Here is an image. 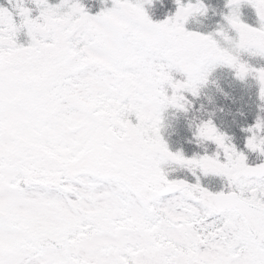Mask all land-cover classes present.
Segmentation results:
<instances>
[{
  "label": "snow or ice",
  "instance_id": "obj_1",
  "mask_svg": "<svg viewBox=\"0 0 264 264\" xmlns=\"http://www.w3.org/2000/svg\"><path fill=\"white\" fill-rule=\"evenodd\" d=\"M6 2L0 264H264V0H224L207 32L186 28L217 14L204 0L162 20L165 0ZM217 69L251 103L217 106ZM169 109L191 156L162 136Z\"/></svg>",
  "mask_w": 264,
  "mask_h": 264
},
{
  "label": "trees",
  "instance_id": "obj_2",
  "mask_svg": "<svg viewBox=\"0 0 264 264\" xmlns=\"http://www.w3.org/2000/svg\"><path fill=\"white\" fill-rule=\"evenodd\" d=\"M55 2L56 0H54V3ZM84 2L86 5L88 4V0H84ZM157 4L160 5L159 3ZM0 5H4L6 7L9 6L6 0H0ZM161 9H162L161 11L164 16L170 13L174 9L173 0H165V6L161 7ZM230 90H231L229 93L230 99H228L227 102H236L237 101L236 98L238 95L237 88L231 87ZM213 102H225V101H223L221 99V96L217 94V96L215 95ZM242 102H248V101L244 99ZM205 104H207V101L205 102ZM239 107H242V105ZM226 119H230V117H227ZM163 133H164L165 138L167 139V142L171 150L174 151L176 150V148H182L185 154L188 156H191L193 151H198L195 145L188 143V140L191 138V132L189 131L187 127V122L183 115L172 112L171 115L167 119V123L165 125ZM176 175H181V173H177Z\"/></svg>",
  "mask_w": 264,
  "mask_h": 264
},
{
  "label": "rangeland",
  "instance_id": "obj_3",
  "mask_svg": "<svg viewBox=\"0 0 264 264\" xmlns=\"http://www.w3.org/2000/svg\"><path fill=\"white\" fill-rule=\"evenodd\" d=\"M184 2H186V0H184ZM204 2L206 3V1L204 0ZM221 1H217V7H218V10H219V7H220V5H219V3H220ZM110 5V4H109ZM108 5V6H109ZM208 5V4H207ZM157 6H160V5H156L155 7H153L152 9H150V11H152L151 13H153V15H154V18L155 19H157V18H159L160 20H162V19H164V15L161 13V10H159V11H157ZM222 7H223V4L221 5ZM161 7V6H160ZM246 9H247V11L245 12L248 16H249V19H250V21H247V22H252V17H253V13H252V11L249 9V8H247L246 7ZM175 11V4H174V9L171 11V12H174ZM221 11V9L219 10V12ZM216 19H215V23L220 19V16H219V14H216ZM159 19H157V20H159ZM200 21H201V19L202 18H198ZM189 24V25H188ZM188 24H186V28L187 29H189V30H199V31H201V32H203L202 31V27H201V23H199V24H196V23H188ZM190 26V27H189ZM221 69H218L216 72H214L213 73V75H212V77H211V79H216L215 78V76H216V74H217V77H219L220 76V74L221 73H223V71H220ZM230 74L228 73V76H229ZM225 76H227V75H224V77ZM231 76V75H230ZM205 91V93L207 94L208 93V89H205L204 90ZM228 93H230V91H228ZM243 98V99H242ZM244 98L248 101V96L246 97L243 93H239L238 95H237V98H236V102H231V105H237L238 106V108H239V106L241 105L240 103H242V101L244 100ZM227 109H228V111H229V108H231L230 107V105H228L227 107H226ZM232 109H237V107H233ZM213 148H214V146H212Z\"/></svg>",
  "mask_w": 264,
  "mask_h": 264
}]
</instances>
